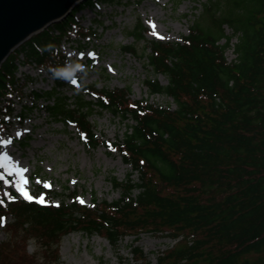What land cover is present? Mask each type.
Returning a JSON list of instances; mask_svg holds the SVG:
<instances>
[{
    "label": "trees",
    "instance_id": "trees-1",
    "mask_svg": "<svg viewBox=\"0 0 264 264\" xmlns=\"http://www.w3.org/2000/svg\"><path fill=\"white\" fill-rule=\"evenodd\" d=\"M116 1L84 0L54 25L71 23L81 7ZM200 6L180 41L147 40L149 50L140 54L167 78L166 84L146 78L149 92L170 96L174 108L132 99L129 87H92L98 111L133 121L122 138L109 142L131 166L124 180L111 178L120 196L94 197L90 207L75 192L58 204L52 202L54 190H45V203L14 194L16 199L0 203V225L7 232L0 264H34L30 241L48 263L57 262L59 243L72 231L99 234L113 247L143 232L174 239L153 264H264V0H204ZM147 30L138 21L130 33L144 38ZM58 42L47 28L25 44L28 56L62 85L71 76L70 63ZM231 45L235 58L228 61ZM120 48L137 53L130 44ZM14 54L0 66V96L18 88ZM54 99L44 106L51 119L72 123L89 148L103 142L88 119L92 102L78 97L71 106L65 95ZM11 110L8 100L0 114ZM130 252L131 259L119 264H151L141 247L130 245Z\"/></svg>",
    "mask_w": 264,
    "mask_h": 264
},
{
    "label": "rangeland",
    "instance_id": "rangeland-1",
    "mask_svg": "<svg viewBox=\"0 0 264 264\" xmlns=\"http://www.w3.org/2000/svg\"><path fill=\"white\" fill-rule=\"evenodd\" d=\"M202 1L204 0H117L114 3L102 2L99 8L87 10L79 25L86 27L91 24L96 32L89 47L91 53H95L97 66L88 75L82 74L83 81L93 82L97 88L129 87L132 99L146 98L151 103L174 108L175 103L170 96L149 92L145 84L146 78H157L162 84L167 83V78L152 70L145 57L140 54L148 52L147 40L180 41L181 36L188 32L195 14L201 10ZM138 21L148 29L144 32V38H136L130 33ZM224 27L225 32L230 33L229 27ZM223 41L221 39L220 42ZM235 41L236 37L233 36L231 43ZM62 44L64 43L61 41V46H66ZM123 44L133 45L137 53L123 52L120 48ZM225 55L228 61L235 58L232 45ZM17 73L22 76L29 74L34 78L23 89L44 90L52 85L50 78H43L44 73L25 69V66H21ZM60 92L69 95L77 91L63 87ZM83 97L94 100L87 93H83ZM17 100L16 98L10 116H6L10 120L8 129L0 134V141L7 140L9 143H0V152H9L27 170L24 173L28 180L26 187L32 196L44 197V191L38 189L41 186L57 192L58 195H53L52 200L58 204L61 199L70 201L68 194L75 192L78 202L90 207L101 199L113 200L120 196V189L113 186L111 178L114 176L117 180H124L131 172V166L122 160L121 155L108 142L122 138L125 129L133 122L131 119L123 120L108 111L98 112L94 109L89 120L94 125L96 135L104 143L96 148H89L84 145L73 125L48 117L42 104L43 99H38L35 106H32L33 98L30 96L23 95ZM24 105L31 107L25 117L21 118L17 112ZM0 171H3L2 166ZM5 177L13 182L17 180L16 174L6 172ZM132 178L137 180V174H132ZM4 179L0 178L4 201L10 200L5 195L6 192L11 195V192H15L24 197L13 184L5 183ZM6 235V230L0 226V241ZM173 241L169 236L143 232L137 238L125 236L113 247L98 234L89 236L75 231L62 238L57 262L48 263L33 241L28 243L27 251L36 254L34 264H119L121 259H131L130 245H137L153 264L157 254Z\"/></svg>",
    "mask_w": 264,
    "mask_h": 264
},
{
    "label": "water",
    "instance_id": "water-1",
    "mask_svg": "<svg viewBox=\"0 0 264 264\" xmlns=\"http://www.w3.org/2000/svg\"><path fill=\"white\" fill-rule=\"evenodd\" d=\"M82 0H0V64L31 34L64 18Z\"/></svg>",
    "mask_w": 264,
    "mask_h": 264
},
{
    "label": "snow or ice",
    "instance_id": "snow-or-ice-1",
    "mask_svg": "<svg viewBox=\"0 0 264 264\" xmlns=\"http://www.w3.org/2000/svg\"><path fill=\"white\" fill-rule=\"evenodd\" d=\"M150 24H152L153 27H155L154 23L149 21ZM158 34V33H157ZM80 55H84V53H81ZM88 55L94 56L95 53H88ZM76 81L73 80V83ZM0 143H9V141L4 140L0 141ZM0 166L3 167V171H0V178H5L4 182L5 183H11L15 187V189L21 193L26 199L28 200H38L40 203H45L43 200L42 196L41 197H34L30 194L29 190L27 189L26 185L28 183L27 177L24 175V173L27 171L24 169L22 166H20L18 161H15L10 155L9 152H0ZM10 173V174H16L17 175V180L15 182L11 181L10 179L5 177V173ZM5 195L9 199H16L17 197L11 195L10 193H5ZM0 203H3V200H0ZM4 218H0V222L3 221Z\"/></svg>",
    "mask_w": 264,
    "mask_h": 264
}]
</instances>
